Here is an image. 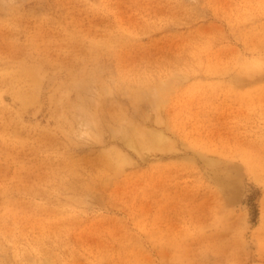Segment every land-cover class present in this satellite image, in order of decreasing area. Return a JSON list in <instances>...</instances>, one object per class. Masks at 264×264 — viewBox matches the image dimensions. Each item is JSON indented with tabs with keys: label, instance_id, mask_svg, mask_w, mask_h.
I'll use <instances>...</instances> for the list:
<instances>
[{
	"label": "rangeland",
	"instance_id": "rangeland-1",
	"mask_svg": "<svg viewBox=\"0 0 264 264\" xmlns=\"http://www.w3.org/2000/svg\"><path fill=\"white\" fill-rule=\"evenodd\" d=\"M0 264H264V0H0Z\"/></svg>",
	"mask_w": 264,
	"mask_h": 264
},
{
	"label": "bare ground",
	"instance_id": "bare-ground-1",
	"mask_svg": "<svg viewBox=\"0 0 264 264\" xmlns=\"http://www.w3.org/2000/svg\"><path fill=\"white\" fill-rule=\"evenodd\" d=\"M126 137V136H125ZM129 138V137H128ZM129 140V139H128Z\"/></svg>",
	"mask_w": 264,
	"mask_h": 264
}]
</instances>
